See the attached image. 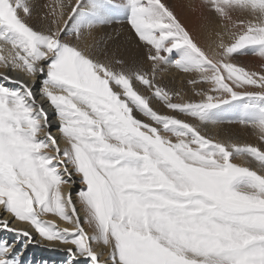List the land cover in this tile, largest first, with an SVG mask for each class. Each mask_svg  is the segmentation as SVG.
Here are the masks:
<instances>
[{
  "label": "bare ground",
  "instance_id": "obj_1",
  "mask_svg": "<svg viewBox=\"0 0 264 264\" xmlns=\"http://www.w3.org/2000/svg\"><path fill=\"white\" fill-rule=\"evenodd\" d=\"M0 264H264V0H0Z\"/></svg>",
  "mask_w": 264,
  "mask_h": 264
},
{
  "label": "rangeland",
  "instance_id": "obj_2",
  "mask_svg": "<svg viewBox=\"0 0 264 264\" xmlns=\"http://www.w3.org/2000/svg\"><path fill=\"white\" fill-rule=\"evenodd\" d=\"M74 191H75V192H74L75 195L79 194L76 190H74Z\"/></svg>",
  "mask_w": 264,
  "mask_h": 264
}]
</instances>
